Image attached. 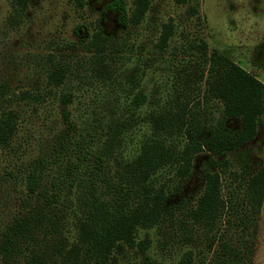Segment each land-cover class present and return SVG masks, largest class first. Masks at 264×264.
<instances>
[{
	"label": "trees",
	"instance_id": "obj_1",
	"mask_svg": "<svg viewBox=\"0 0 264 264\" xmlns=\"http://www.w3.org/2000/svg\"><path fill=\"white\" fill-rule=\"evenodd\" d=\"M17 2L26 5V0ZM132 4L131 12L128 0L108 6L118 9L126 26L138 25L151 9V0ZM174 32V25L165 23L158 47L165 49ZM112 39L101 26L94 32L91 71L97 80L114 85L118 69ZM188 47L195 58L174 84V94L159 107L146 108L147 94L124 84L116 88L109 119L101 122L102 112L94 111L100 131L85 128L77 133L80 123L64 110L68 129L24 168L26 212L3 232L1 264H110L119 247L141 244L140 231L167 221L172 206L167 205L168 186L160 181L162 171L175 169L176 175L187 177L203 151L210 154L214 170L206 172L202 193L185 213L184 238L193 242L197 229L212 233L209 264H252L256 220L264 203V165L245 180L241 198L232 191L224 193L221 172L229 165L226 155L257 135L264 117V83L219 50L208 53L204 39H193ZM68 73L59 65L49 78L62 85ZM214 104L221 115L209 122ZM231 118L241 121L236 136L226 128ZM19 124L17 111L0 108V150L11 147ZM204 132L209 136L201 139Z\"/></svg>",
	"mask_w": 264,
	"mask_h": 264
},
{
	"label": "rangeland",
	"instance_id": "obj_2",
	"mask_svg": "<svg viewBox=\"0 0 264 264\" xmlns=\"http://www.w3.org/2000/svg\"><path fill=\"white\" fill-rule=\"evenodd\" d=\"M17 1L0 0V85L5 86L0 108L17 111L20 119L11 147L0 150V241L12 220L26 212L27 162L69 127L64 110L80 123L77 133L85 128L100 131L94 111L102 112L101 122L109 119L116 88L124 84L130 91L147 94L146 108L159 107L174 94V84L195 58L188 44L200 38L207 42L208 53L219 50L264 83V0H151L142 22L127 26L118 9L108 6L114 0H26V5ZM128 7L131 12L132 0ZM165 23H172L175 32L161 49ZM99 26L114 37L110 43L118 69L114 85L97 80L91 71L90 41ZM59 65L69 73L62 85H55L49 74ZM211 108L207 118L215 122L221 113L215 104ZM85 117L88 120L81 122ZM104 126L106 133L108 124ZM226 128L236 136L240 119H229ZM208 136L204 132L200 138ZM226 157L229 165L221 172L224 193L232 191L241 198L245 180L264 165V117L255 138ZM209 170L214 169L206 151L195 157L187 177L176 175L175 169L163 170L160 181L168 186L167 205L172 206L167 221L140 231L141 244L119 247L110 264H209L214 255L209 245L212 233L197 229L195 240L188 242L182 223L202 193ZM256 224L252 264H264V203ZM218 246L217 240L214 248Z\"/></svg>",
	"mask_w": 264,
	"mask_h": 264
}]
</instances>
